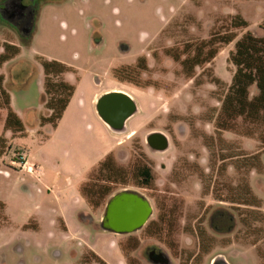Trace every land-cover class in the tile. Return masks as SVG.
Here are the masks:
<instances>
[{
	"label": "rangeland",
	"instance_id": "rangeland-1",
	"mask_svg": "<svg viewBox=\"0 0 264 264\" xmlns=\"http://www.w3.org/2000/svg\"><path fill=\"white\" fill-rule=\"evenodd\" d=\"M37 4L29 37L0 11V42L20 47L0 74L26 125L22 137L6 131L0 99V136L8 145L0 159V201L7 217L4 222L0 211V264H98L92 251L108 264H157L149 255L153 249L166 254L169 264H264V125L239 118L232 129L217 126L235 72L230 52L247 31L264 35V0ZM236 15L248 26L233 28ZM217 32L237 38L220 44L214 59L190 76L181 61ZM40 56L72 67L63 78L76 90L58 129L40 124L50 114ZM124 83L141 88L134 91L139 108L128 130L107 126L98 111L109 93L104 91ZM156 131L166 136L165 149L148 143ZM107 156L110 162L102 166ZM144 165L152 171L147 185L136 174ZM84 179L80 194L97 226L80 220L81 228L69 229L61 201L72 200ZM124 188L147 198L153 213L139 230L118 234L99 219ZM220 209L233 213V229L212 228V213ZM196 226L212 240L206 252Z\"/></svg>",
	"mask_w": 264,
	"mask_h": 264
},
{
	"label": "trees",
	"instance_id": "trees-1",
	"mask_svg": "<svg viewBox=\"0 0 264 264\" xmlns=\"http://www.w3.org/2000/svg\"><path fill=\"white\" fill-rule=\"evenodd\" d=\"M231 24L233 28L247 27L248 21L241 15H236L232 17ZM262 28L264 30V24ZM31 34L32 32L26 35L29 37ZM236 38L237 34L234 32L213 33L208 41L202 42L196 48L197 51L193 56L181 61L183 69L190 76H193V71L197 66L211 62L214 59L219 51L220 44H230ZM206 47L209 49L205 54L204 50ZM19 53L20 47L18 45L7 41L0 42V67ZM175 59L180 60V58ZM229 60L234 64L235 72L232 83L223 95L221 110L217 117V126L221 129H232L234 128V121L239 118L251 123L264 125V35L259 36L251 31L244 33L236 40L235 49L230 52ZM40 63L44 72V102L46 108L50 111L49 115L40 117V124L41 126L52 125L56 128L76 90L74 84L63 78V75L70 72L72 67L63 61L49 59L44 56H40ZM213 82L217 85L222 83L217 77H213ZM252 86L257 88V93L253 95L250 93ZM0 99L3 100L4 108L7 110L5 130L11 131L13 136H24L26 125L11 106V95L4 87V76L2 74H0ZM7 149L6 137L0 136V159L5 155ZM109 162L110 156H107L102 162V166H106ZM144 171L142 172L141 170L138 176L143 178L142 182L149 184L150 175L148 171ZM103 192L107 193L108 189ZM242 204L247 205L249 203L242 201ZM0 211L2 212V220L6 222L5 204L2 201H0ZM211 221L213 228L217 230H230L235 226L233 213L226 209L216 210L211 217ZM199 237L201 239V251L206 252L208 247L211 246L212 240L208 238L204 229H200ZM92 254L97 258L98 264H108L94 251H92ZM163 256V260L156 262L158 264H169L166 254ZM85 258H88V256H85ZM131 264L139 263L132 260ZM181 264L183 263L181 262Z\"/></svg>",
	"mask_w": 264,
	"mask_h": 264
},
{
	"label": "water",
	"instance_id": "water-1",
	"mask_svg": "<svg viewBox=\"0 0 264 264\" xmlns=\"http://www.w3.org/2000/svg\"><path fill=\"white\" fill-rule=\"evenodd\" d=\"M136 110L132 98L123 92H109L98 103L100 116L115 129H123L126 119ZM160 136L157 148L165 149L168 141L165 135L154 133L148 137ZM153 208L147 198L134 191H123L112 196L106 206L102 220L105 230L127 234L142 228L152 215ZM164 255V253H163Z\"/></svg>",
	"mask_w": 264,
	"mask_h": 264
},
{
	"label": "flooded vegetation",
	"instance_id": "flooded-vegetation-1",
	"mask_svg": "<svg viewBox=\"0 0 264 264\" xmlns=\"http://www.w3.org/2000/svg\"><path fill=\"white\" fill-rule=\"evenodd\" d=\"M38 1L39 0H4L2 2V4H3L2 8L0 7V11H1V14L11 24H13L17 29H20L25 35V34H28L30 32H33V30L32 31L30 30V32L26 33V30H27V27L28 28L30 27V28L34 29V25L33 24H34V21H35V17L37 15L36 13H37V10H38L37 9L38 8L37 7V5H38L37 2ZM160 139H161L160 136H154V137H152V142H148V143L150 145H154V147H157V142H159ZM149 169H150L149 166H145L144 165L143 167L137 169L136 174L139 175L141 170H142V172L144 170H146V171H148V174L150 175V181H151L153 179L152 178V171H151V169L149 171ZM146 171H144V172H146ZM138 177H139L140 182L142 183V185H147V183L142 182L143 178H141L140 176H138ZM123 191H134V192L138 193L137 190L129 189V188H124L121 192H123ZM213 213H212V215H213ZM211 222L212 221L210 219V224L212 226ZM196 228H197V226H196ZM196 228H195L194 232L199 234L200 233V228H197V229ZM212 228H213V226H212ZM213 229H215V228H213ZM215 230H217V229H215ZM217 231H229V230H217ZM149 255H150V258L152 259V261H154L155 263H157L156 261L164 259L163 252L154 251V249L150 251Z\"/></svg>",
	"mask_w": 264,
	"mask_h": 264
},
{
	"label": "crops",
	"instance_id": "crops-1",
	"mask_svg": "<svg viewBox=\"0 0 264 264\" xmlns=\"http://www.w3.org/2000/svg\"><path fill=\"white\" fill-rule=\"evenodd\" d=\"M65 76H66V75H65ZM66 78H67V76H66ZM140 89H141V88H139L138 86H131V84L129 85V84H127V83H124L122 86H114V87L108 88V89H106V90L104 91V93H106V92H113V91H116V92H123V93L129 95V96L132 98L133 102L135 103V106H136V110H135V112H136L137 109L139 108V104H138V102L135 100V95H134L135 93H134V91H135V92H136V91L139 92ZM70 103H71V102H70ZM69 108H70V104H69L67 110L65 111V114H64V116H63V119L59 122V125L57 126L56 129H58V128L60 127V125H61L62 121L64 120V118H65V116H66V114H67ZM135 112H134V113H135ZM134 113L126 119V121H125V125H124L123 128H126V129L128 128L127 123H128V122H131V119L133 118ZM105 124H106L107 126H109V124H107L106 122H105ZM126 129H125V131H126ZM127 130H128V129H127ZM132 133L134 134L133 131H132V132H129V133H128V136H130ZM154 133H159V132H157V131H156V132H152L151 134H149V136L152 135V134H154ZM40 170H41V169H40ZM86 179H87V178H86ZM86 179H84V180H83V181L77 186V187H78V194H76V196H75L72 200L64 199V200L61 201V203H62V202L64 203V207H63V209H62V211H61V214H62V216L64 217V219H65V221H66V224H67V226H68L69 229H72L73 226H76V227H78V228H81V227H80V224L83 223V222H81L80 220H83V221L86 220L87 222L92 223L94 226H95V225L97 226V223L95 222L94 217H91V215H90V212H91V208H90V206L87 204L86 201H84V199L82 198V196H81V194H80V187H81V184H82ZM103 217H104V215H103ZM103 217H102V219H99L100 224H102ZM77 221H78V222H77ZM75 222H77V223H79V224H77V223H75ZM52 224H56V223H52ZM85 224H86V223H85ZM225 264H227V263H225Z\"/></svg>",
	"mask_w": 264,
	"mask_h": 264
}]
</instances>
